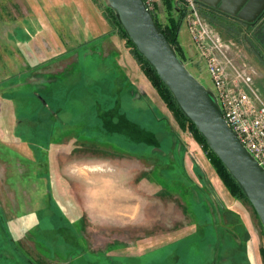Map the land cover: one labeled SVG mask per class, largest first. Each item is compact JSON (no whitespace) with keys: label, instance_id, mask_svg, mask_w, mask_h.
Segmentation results:
<instances>
[{"label":"rangeland","instance_id":"1","mask_svg":"<svg viewBox=\"0 0 264 264\" xmlns=\"http://www.w3.org/2000/svg\"><path fill=\"white\" fill-rule=\"evenodd\" d=\"M111 7L0 0V264H209L236 256L231 239L264 264L251 202L163 100ZM201 13L264 97L244 29ZM153 14L163 28L182 19L172 44L214 96L182 1L159 0ZM98 49L131 55L139 85L117 90L107 69L61 75Z\"/></svg>","mask_w":264,"mask_h":264},{"label":"water","instance_id":"2","mask_svg":"<svg viewBox=\"0 0 264 264\" xmlns=\"http://www.w3.org/2000/svg\"><path fill=\"white\" fill-rule=\"evenodd\" d=\"M254 26L264 16V0H199ZM139 53L153 66L210 149L243 188L264 226V169L241 143L217 97L188 69L144 0H109Z\"/></svg>","mask_w":264,"mask_h":264},{"label":"built area","instance_id":"3","mask_svg":"<svg viewBox=\"0 0 264 264\" xmlns=\"http://www.w3.org/2000/svg\"><path fill=\"white\" fill-rule=\"evenodd\" d=\"M153 12L159 0H144ZM184 21L206 66L227 122L264 169V99L246 69L238 66L202 16L196 0H180Z\"/></svg>","mask_w":264,"mask_h":264},{"label":"crops","instance_id":"4","mask_svg":"<svg viewBox=\"0 0 264 264\" xmlns=\"http://www.w3.org/2000/svg\"><path fill=\"white\" fill-rule=\"evenodd\" d=\"M98 40H101L99 41L100 42L99 44H101V48L103 49V47H105L104 37ZM119 48L122 47L120 46ZM90 53L91 54H89L88 52L87 53L80 52L79 62L77 61L72 62L68 66L67 70L65 71L63 70L61 75H65V74L70 75L71 72L73 74V72L76 73L78 72V70L86 72V70L97 71L101 69H107L108 72L106 75L111 77L110 82L113 85L115 84L117 86L116 88L117 90H119V88L123 86L127 87L128 89H131V87L134 88L135 85L137 86L139 85L140 75H141L140 69L136 65L135 60L132 58V56L126 54L122 49H120V52L114 50L103 51L98 49V51L90 52ZM57 78H55V81H57L56 80ZM259 83L260 86L264 89V80L261 82L259 81ZM118 102L119 101H116L115 104L116 106H119V104H117ZM234 240L231 239L230 241V243L232 242V246L234 247L233 255H236L233 256L234 259L232 258L229 260L228 259L224 260V258L223 259L221 258L219 261L214 260L209 264H226V262L231 264H258L254 259V255H253L254 253L252 251L251 244L250 245L249 244L247 245V243L237 244L236 240L235 241ZM241 250L243 251L242 254V256H244L243 258H241L242 256L240 257V255H238V251Z\"/></svg>","mask_w":264,"mask_h":264},{"label":"trees","instance_id":"5","mask_svg":"<svg viewBox=\"0 0 264 264\" xmlns=\"http://www.w3.org/2000/svg\"><path fill=\"white\" fill-rule=\"evenodd\" d=\"M154 20H156V22L160 25L163 32L165 33V35L167 36V38L169 39V41L171 43L175 44L176 42H178V35L180 33L179 31L181 29L182 19L175 20L174 18H172V20H171L172 23L168 24L167 28H163L161 26V24L157 21L156 18ZM124 34L128 38V41L133 45L136 53L139 56L140 62L143 63L144 71L146 72V74L148 76L151 77L154 85H156L158 87L163 100L165 102H167L171 106V108H173L175 111H177V114H179V115L181 114L183 119L188 121L189 125L191 126V128L195 132L196 136L201 141L202 146H204L206 148L207 153L210 155L211 160H213V163L216 166V170H217L219 176H221L222 181L225 183V185L229 189L230 193L235 197L240 196V197H244L248 200L243 188L240 186V184L237 182V180L230 174V172L228 171L226 166L222 163V161L218 158V156L210 149V147L208 146L203 135L199 132V130L197 129L195 124L187 117V115L181 109V107L177 103L174 95L169 90L167 85H165L164 82L161 80V78L156 73V70L153 68V66L136 49L135 45L133 44V42L129 38L127 32L123 28V35Z\"/></svg>","mask_w":264,"mask_h":264},{"label":"flooded vegetation","instance_id":"6","mask_svg":"<svg viewBox=\"0 0 264 264\" xmlns=\"http://www.w3.org/2000/svg\"><path fill=\"white\" fill-rule=\"evenodd\" d=\"M201 12L209 13L218 20H226L235 27L244 29L245 37L251 51L257 55L258 60L264 65V16L256 23V25H248L246 21L238 17V14L232 15L220 9L222 2L217 3L216 7H212L196 0Z\"/></svg>","mask_w":264,"mask_h":264}]
</instances>
